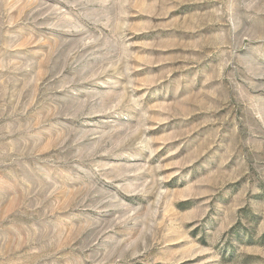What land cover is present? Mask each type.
Wrapping results in <instances>:
<instances>
[{
  "label": "rangeland",
  "instance_id": "obj_1",
  "mask_svg": "<svg viewBox=\"0 0 264 264\" xmlns=\"http://www.w3.org/2000/svg\"><path fill=\"white\" fill-rule=\"evenodd\" d=\"M0 264H264V0H0Z\"/></svg>",
  "mask_w": 264,
  "mask_h": 264
}]
</instances>
